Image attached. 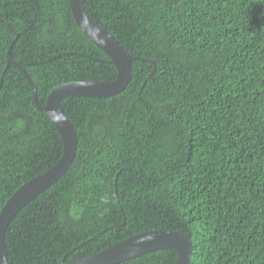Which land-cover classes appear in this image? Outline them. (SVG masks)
Masks as SVG:
<instances>
[{
  "label": "trees",
  "instance_id": "obj_1",
  "mask_svg": "<svg viewBox=\"0 0 264 264\" xmlns=\"http://www.w3.org/2000/svg\"><path fill=\"white\" fill-rule=\"evenodd\" d=\"M83 4L136 57L131 77L113 95L61 97L75 155L10 219L8 263L73 261L167 228L189 237L190 264H264V0ZM8 49L41 104L60 83L117 73L69 0H0V208L62 153ZM175 259L164 247L113 264Z\"/></svg>",
  "mask_w": 264,
  "mask_h": 264
},
{
  "label": "water",
  "instance_id": "obj_2",
  "mask_svg": "<svg viewBox=\"0 0 264 264\" xmlns=\"http://www.w3.org/2000/svg\"><path fill=\"white\" fill-rule=\"evenodd\" d=\"M75 23L81 32L102 49L116 68L114 79L72 80L54 86L39 103L36 88L25 68L6 52V66H18L30 83L36 107L46 113L57 129L62 141L59 159L31 179L24 181L0 208V264H9L4 247L6 227L16 211L34 195L57 180L72 162L77 144L75 128L60 104L61 97L68 95L109 96L125 88L131 77V60L136 57L127 53L105 28L85 11L83 0H69ZM170 247L176 252L174 264H190L192 243L182 232L167 228L149 229L134 233L91 255L73 261L61 260L58 264H113L159 248Z\"/></svg>",
  "mask_w": 264,
  "mask_h": 264
},
{
  "label": "clouds",
  "instance_id": "obj_3",
  "mask_svg": "<svg viewBox=\"0 0 264 264\" xmlns=\"http://www.w3.org/2000/svg\"><path fill=\"white\" fill-rule=\"evenodd\" d=\"M102 203H105V204L108 203L107 198H104L103 201H102Z\"/></svg>",
  "mask_w": 264,
  "mask_h": 264
}]
</instances>
